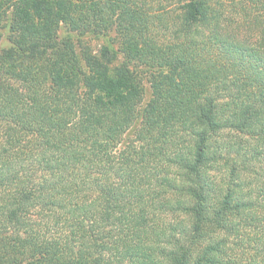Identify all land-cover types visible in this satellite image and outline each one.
Returning a JSON list of instances; mask_svg holds the SVG:
<instances>
[{
  "label": "trees",
  "instance_id": "obj_1",
  "mask_svg": "<svg viewBox=\"0 0 264 264\" xmlns=\"http://www.w3.org/2000/svg\"><path fill=\"white\" fill-rule=\"evenodd\" d=\"M165 1L0 0V264H264V0Z\"/></svg>",
  "mask_w": 264,
  "mask_h": 264
},
{
  "label": "rangeland",
  "instance_id": "obj_2",
  "mask_svg": "<svg viewBox=\"0 0 264 264\" xmlns=\"http://www.w3.org/2000/svg\"><path fill=\"white\" fill-rule=\"evenodd\" d=\"M166 1L163 0V3H165ZM174 3V2H172ZM172 3H166V7L167 9H172V7H174V10H175V5L172 4ZM174 10L173 11H170L171 15L174 14ZM168 11V10H167ZM245 25L246 26H242V28L239 30V37H249L251 35L254 34L255 30L254 27L251 25V24H246L245 22ZM249 27H248V26ZM65 35H70L73 42L76 44V48L77 50H80V46L82 45H86L88 46L90 52L94 53V54H99L100 53V50L102 48V46H111L113 47L115 50L117 48V44H116V38L114 36L113 33H109L107 34L106 36H95V35H92V34H87V35H83V36H80L74 32H69L66 27L64 26V24L62 26L59 27V30H58V36L59 37H64ZM112 42V43H111ZM5 43V41H4ZM122 55L118 54V60H120V57ZM139 68V69H138ZM137 69H133V71H136V73L138 75L141 76L142 78V84L144 86V95H143V102L142 104H144L145 102H147L150 98V91H149V77L146 75L145 71L143 70L142 67H138ZM143 76V77H142ZM10 83L12 85H15L17 87L21 86L20 82L19 81H14V80H10ZM6 122L1 120L0 119V128L5 125Z\"/></svg>",
  "mask_w": 264,
  "mask_h": 264
}]
</instances>
